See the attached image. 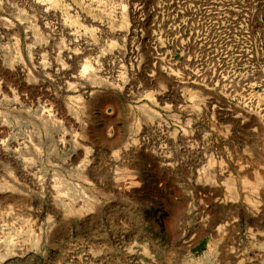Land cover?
<instances>
[{"label":"rangeland","instance_id":"obj_1","mask_svg":"<svg viewBox=\"0 0 264 264\" xmlns=\"http://www.w3.org/2000/svg\"><path fill=\"white\" fill-rule=\"evenodd\" d=\"M0 54V264H264V0H0Z\"/></svg>","mask_w":264,"mask_h":264},{"label":"bare ground","instance_id":"obj_2","mask_svg":"<svg viewBox=\"0 0 264 264\" xmlns=\"http://www.w3.org/2000/svg\"><path fill=\"white\" fill-rule=\"evenodd\" d=\"M47 10L50 11V8L49 9L47 7L44 8L43 13L47 14L48 13ZM50 15L52 17H55L57 19V21H59V20L63 21L61 18H59V16L54 14L52 8H51V14ZM44 28L47 29L48 27L46 26ZM68 36L71 37L72 38L71 40L74 43H76L77 45H81L84 48H87L88 46H90V44L87 43L86 39H82L80 37V35H77L76 33L68 34ZM43 48H44V45H40L37 47V51L35 53V57L33 58V62L36 66V71L38 72V74L46 76V77H51V70H52V68H55L57 63L55 62V59L51 58V51L45 52L43 50ZM76 55H77L76 50H70V49L60 50L59 53L57 54L58 57L67 59L68 61L73 60V58H75ZM0 62L2 63V67L4 69L10 68L12 66L10 63V60L2 54H0ZM65 70L66 69L63 66H60V68H58L56 70V76L61 77L60 78L61 81H64L65 78L69 77L70 79L78 81L80 84H82L84 82V80L87 79V77H86L87 75L84 72V70L80 71L76 75L66 73ZM18 76H19L20 80L28 78V74L23 70V67H21ZM64 84H67V83H64ZM41 95L42 96H39V98L34 103V106H32L30 104L31 102L28 103V100H24V103L30 104V106H32V107H36V109L34 111L32 109L28 108L27 106L16 105L15 103H13V104H14L15 108L19 109L20 112L22 114H24L25 116H31L32 114H37L38 115L37 118H38V120H40V122H42L43 124H50L51 123V108H52L51 103L48 102V100L50 98H49V96H46L45 94H41ZM3 102H5V98H4L3 93L0 90V104ZM4 134H5L4 124H3V122H0V138H2ZM34 140H36L35 137L32 139L28 138L27 144H28V146H32L31 151L35 155H38L39 150L37 148H34V146L32 144V141H34ZM24 149H27L25 142H24V146L22 149L8 151L5 149L4 144H2V142L0 141V153L5 155V156H6V154H8V156L10 155L11 157H14L15 161H18L21 163L22 172L26 176H28L29 175L28 172L33 169L34 163L32 164L31 162H28V161L26 162V161L20 160L18 158V156L21 154L22 150H24Z\"/></svg>","mask_w":264,"mask_h":264}]
</instances>
